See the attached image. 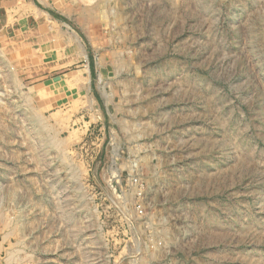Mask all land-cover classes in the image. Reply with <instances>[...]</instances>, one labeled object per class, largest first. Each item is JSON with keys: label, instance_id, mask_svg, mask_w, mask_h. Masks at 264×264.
<instances>
[{"label": "rangeland", "instance_id": "rangeland-1", "mask_svg": "<svg viewBox=\"0 0 264 264\" xmlns=\"http://www.w3.org/2000/svg\"><path fill=\"white\" fill-rule=\"evenodd\" d=\"M36 5L0 40V264H264V0Z\"/></svg>", "mask_w": 264, "mask_h": 264}, {"label": "crops", "instance_id": "crops-1", "mask_svg": "<svg viewBox=\"0 0 264 264\" xmlns=\"http://www.w3.org/2000/svg\"><path fill=\"white\" fill-rule=\"evenodd\" d=\"M37 3L43 0H0V40L9 46H17L28 39L38 40L53 29L49 24L55 18L42 11Z\"/></svg>", "mask_w": 264, "mask_h": 264}, {"label": "built area", "instance_id": "built-area-1", "mask_svg": "<svg viewBox=\"0 0 264 264\" xmlns=\"http://www.w3.org/2000/svg\"><path fill=\"white\" fill-rule=\"evenodd\" d=\"M132 185L135 187L134 189L136 191H141L142 189V185H141V181L139 179H133V183ZM138 217L141 218L142 216L140 215H143L144 214V211H143V208L141 207H138Z\"/></svg>", "mask_w": 264, "mask_h": 264}]
</instances>
